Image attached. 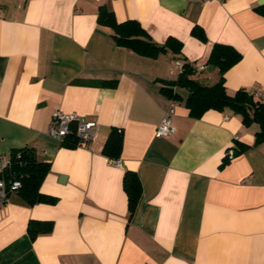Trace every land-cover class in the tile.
Listing matches in <instances>:
<instances>
[{"label":"crops","instance_id":"1","mask_svg":"<svg viewBox=\"0 0 264 264\" xmlns=\"http://www.w3.org/2000/svg\"><path fill=\"white\" fill-rule=\"evenodd\" d=\"M101 7L138 21L156 44L177 39L181 53L153 59L117 46ZM215 44L242 54L227 93L260 90L264 102V0H0V160L35 149L51 164L40 191L58 200L28 207L14 193L0 204V264H264L259 125L228 109L193 118L185 89L174 88L176 101L162 91L178 63L216 84ZM173 106L175 132L158 137ZM56 111L95 120V140L68 148L51 138ZM113 128L124 134L117 161L103 154ZM237 144L250 148L235 155ZM127 170L143 188L131 220ZM31 220L54 229L32 241Z\"/></svg>","mask_w":264,"mask_h":264},{"label":"trees","instance_id":"2","mask_svg":"<svg viewBox=\"0 0 264 264\" xmlns=\"http://www.w3.org/2000/svg\"><path fill=\"white\" fill-rule=\"evenodd\" d=\"M99 24L113 30L112 39L117 46L128 48L136 54L157 58L162 54L171 52L178 55L182 51V43L175 38H169L163 45L154 43L147 31L138 21L129 20L118 23L115 15L106 7L99 10ZM193 35L203 41L206 40L204 30L195 27ZM242 59V54L232 46L215 44L208 66L219 70V81L214 85H205L192 79L196 69L190 64H184L178 79L168 82V87L162 88L164 94L173 100L180 99L174 92V88L185 89L188 92L186 107L190 116L201 118L206 112L215 110L224 112L231 110L242 116L243 124L249 127L258 124L260 130L256 133L255 146L264 143V102L255 96V91L239 90L233 96L227 93L225 87V74ZM124 134L122 130L113 128L104 146L103 154L109 159L117 161L123 150ZM81 141L72 132L66 137L62 146L76 148L81 146ZM250 147L245 144H237L235 155L244 153ZM11 167L6 172L8 180H18L21 188L15 192L22 205L32 207L36 204H57V198L41 193V186L51 171V164L41 161L33 148L15 149L10 156ZM227 155L222 167L229 163ZM124 191L128 197L129 219L135 215L136 209L142 197V183L137 173L127 170L123 179ZM14 193H9L8 198ZM9 201V200H8ZM54 229V222L31 220L28 224V235L32 241L41 235L50 234Z\"/></svg>","mask_w":264,"mask_h":264},{"label":"built area","instance_id":"3","mask_svg":"<svg viewBox=\"0 0 264 264\" xmlns=\"http://www.w3.org/2000/svg\"><path fill=\"white\" fill-rule=\"evenodd\" d=\"M182 63H178L179 68H183ZM202 69H205L202 67ZM255 96L259 99L263 98L260 90L255 91ZM174 106L169 110L163 118L157 129V136L168 138L175 132L173 124ZM72 132H76V136L81 141L82 145H87L95 140L98 132V124L95 120L86 119L76 113L65 114L61 111H56L52 117L49 127V136L59 143H63L67 136ZM116 165L121 167L120 162ZM11 167V160L8 157H3L0 160V170L2 177L0 178V204L8 202V194L15 193L21 188V182L18 180H8L6 172Z\"/></svg>","mask_w":264,"mask_h":264}]
</instances>
